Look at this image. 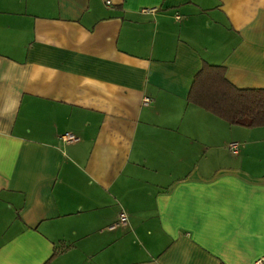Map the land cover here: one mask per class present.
<instances>
[{
	"label": "crops",
	"instance_id": "crops-1",
	"mask_svg": "<svg viewBox=\"0 0 264 264\" xmlns=\"http://www.w3.org/2000/svg\"><path fill=\"white\" fill-rule=\"evenodd\" d=\"M205 64L264 88V0H0V264L264 258V126Z\"/></svg>",
	"mask_w": 264,
	"mask_h": 264
},
{
	"label": "trees",
	"instance_id": "trees-1",
	"mask_svg": "<svg viewBox=\"0 0 264 264\" xmlns=\"http://www.w3.org/2000/svg\"><path fill=\"white\" fill-rule=\"evenodd\" d=\"M188 99L230 124L264 126V88L236 86L227 78L224 66L205 64L195 77Z\"/></svg>",
	"mask_w": 264,
	"mask_h": 264
},
{
	"label": "built area",
	"instance_id": "built-area-1",
	"mask_svg": "<svg viewBox=\"0 0 264 264\" xmlns=\"http://www.w3.org/2000/svg\"><path fill=\"white\" fill-rule=\"evenodd\" d=\"M151 101L150 98L146 97L144 98L143 102L144 104H149ZM64 140H67V141H71V140H76L77 137L71 133H67L65 135L62 136ZM229 147H230V150L234 153L238 152L239 150V144L237 142H232L229 144ZM126 220H127V214L126 213H121L120 214V221L119 223L120 224H125L126 223ZM256 264H264V258H261V259H258L256 261Z\"/></svg>",
	"mask_w": 264,
	"mask_h": 264
}]
</instances>
